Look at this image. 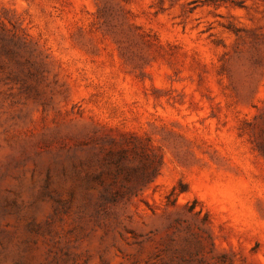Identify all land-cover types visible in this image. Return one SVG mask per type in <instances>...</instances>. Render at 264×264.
Here are the masks:
<instances>
[{"label":"rangeland","instance_id":"374dc122","mask_svg":"<svg viewBox=\"0 0 264 264\" xmlns=\"http://www.w3.org/2000/svg\"><path fill=\"white\" fill-rule=\"evenodd\" d=\"M0 264H264V0H0Z\"/></svg>","mask_w":264,"mask_h":264}]
</instances>
